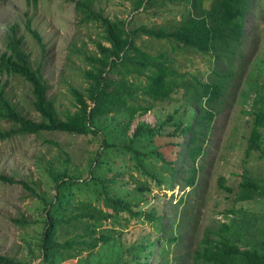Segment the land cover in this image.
Listing matches in <instances>:
<instances>
[{"label": "rangeland", "instance_id": "rangeland-1", "mask_svg": "<svg viewBox=\"0 0 264 264\" xmlns=\"http://www.w3.org/2000/svg\"><path fill=\"white\" fill-rule=\"evenodd\" d=\"M78 1L0 0V55L6 51L8 41L13 37L20 39L19 46L28 54L31 67H39L46 98L61 119L76 110L70 89L83 93L87 87L83 70L89 68L87 56L97 55L95 43L108 46L100 24L84 20L75 10ZM134 1L92 0L91 9L99 17L123 20L127 28L136 29L174 25L190 8L182 0H165L136 11ZM210 5L211 0L204 2L205 8ZM243 22V38L234 54H201L187 49L174 56V68L179 72L196 76L202 83H226L221 101L208 107L215 117L204 149L194 163L187 158L185 138H180L178 146V138L171 135L177 123L182 121L181 126L185 125L187 106L196 108L192 97L187 101L191 93L187 82L176 87L164 101H144L150 109L135 117L127 131L131 136L139 123L155 130L154 147L166 160L173 161L172 168L155 155L136 162L123 150L106 149L99 133L41 131L18 135L11 134L10 122L0 119V131L10 133L9 137L0 139V174L12 181L0 182V255L28 264L40 262V239L45 229L41 197L50 199L55 193L47 173L50 165L51 170L66 166L70 176L89 184L85 191L80 186L74 187L71 202L91 205L81 212L91 215L93 211L92 218L85 222L91 226L95 238L107 235L125 249L159 240L145 259L147 264H158L159 260L177 264L175 256L192 254L205 233L214 234L223 224L233 226V230L241 229L242 236L264 241V197L237 200L244 176L264 187V125L260 129L259 148H248L255 113L264 114V0H247ZM135 45L151 54L166 48L163 41L145 34L138 35ZM126 79L131 82V75ZM144 81V76L134 79L135 83ZM0 96L24 118L40 120L33 107L30 85L1 68ZM204 103L205 100L200 104ZM65 158L69 160L66 165ZM104 176L114 179L112 187L116 191L129 192L127 207L106 205L104 196H100V182L95 181H102L100 178ZM23 183L34 193L24 188ZM103 183L110 184L109 180ZM220 183L229 191L222 189ZM81 220H87V216ZM73 229V226L67 228L69 233L64 236V229L60 228L57 233L60 240L82 233L83 228ZM172 236H179L178 246L166 241ZM100 249L91 251L83 246L78 255L60 264H76ZM121 254L124 256L121 264H136L139 260H133L123 250ZM181 264L186 263L182 260Z\"/></svg>", "mask_w": 264, "mask_h": 264}, {"label": "trees", "instance_id": "trees-1", "mask_svg": "<svg viewBox=\"0 0 264 264\" xmlns=\"http://www.w3.org/2000/svg\"><path fill=\"white\" fill-rule=\"evenodd\" d=\"M36 3V0H26ZM165 0H135L134 9L142 11L152 4ZM189 4V10L183 18L174 25H156L151 28L140 26L136 29L127 28L123 20H109L99 17L91 9L92 0H80L75 3V10L83 15L84 20H93L103 28V39L108 46L95 43L96 54L87 56L89 68L83 70L87 87L81 93L75 88L70 89L76 110L58 118L53 103L46 98V86L40 75L39 67L33 69L29 56L21 50L20 39L13 37L7 42L6 51L0 55V68L6 73L16 75L31 87L34 98L33 107L40 115V120L34 122L24 118L4 97L0 96V119L7 120L13 126L11 134L26 135L41 131H58L74 135H96L102 137V145L106 149H120L129 153L133 160L140 162L155 155L172 168L173 161L166 160L152 142L153 133H157L145 123H139L130 136L127 134L129 124L135 117L145 114L150 105L144 101H164L174 89L187 82L191 92L187 101L192 97L196 108H186L185 125L182 121L175 125L171 134L177 137L176 145H180L181 137L185 138V151L188 160L194 163L204 149L205 141L211 129L215 114L208 107L221 101L226 83L200 82L196 76L174 68V56L178 51L190 49L194 53L224 52L234 54L243 38L244 16L247 10V0H211L208 8L204 7L206 0H182ZM140 34L163 41L166 48L151 54L149 51L135 45V39ZM119 75V76H118ZM131 75L132 81L126 79ZM144 76V83L134 82ZM226 76V75H225ZM186 85V84H185ZM205 100L204 107L200 104ZM191 111V117H189ZM111 120V123L108 121ZM116 121V122H113ZM123 123V124H120ZM264 125V114L255 113L248 148H259L260 129ZM175 133V134H174ZM9 131H0V139L9 137ZM68 158L63 164L66 165ZM50 165L47 173L51 176L54 195L43 200L45 229L40 239V257L37 264H60L81 252V247L92 250L99 249L96 254H90L86 259H79L76 264H121L123 250L136 264H147L145 259L152 254L153 247L159 240H148L136 246L125 249L113 238L107 235L94 237V231L88 221L93 216L81 210L91 207L87 202L72 204V189L80 186L82 191L89 186L87 182L80 183L70 176L65 166L62 170ZM100 180V196H104L107 206L116 208L119 205L127 207V194L122 190L116 191L112 184L114 179L104 176ZM109 180L110 184L103 182ZM0 182L12 183L11 179L0 174ZM80 183V184H79ZM31 193L34 190L27 183L22 184ZM220 187L229 191L220 183ZM77 189V188H75ZM143 190L138 188L137 190ZM264 197V187L249 177L244 176L240 183L239 201H249ZM76 210V212L74 211ZM87 216V220H81ZM152 217V214H149ZM77 223V224H75ZM81 227L82 233H74L62 241L58 236L60 228L64 236L69 231ZM240 225V228H243ZM247 227V226H245ZM248 227L250 224L248 223ZM73 229V230H74ZM232 229V230H231ZM208 231V230H207ZM225 233L230 234L226 236ZM235 235V238H233ZM88 239L89 241H87ZM179 236L169 237L166 241L178 246ZM160 241L163 242L161 239ZM264 264V241L242 236L241 229L229 224L209 235L205 233L200 245L191 253L175 256L174 261L181 264ZM0 264H28L25 261L10 259L0 255ZM158 264H165L162 260Z\"/></svg>", "mask_w": 264, "mask_h": 264}]
</instances>
